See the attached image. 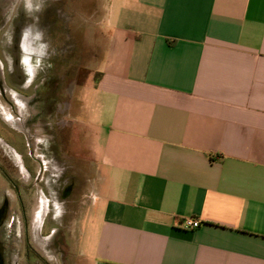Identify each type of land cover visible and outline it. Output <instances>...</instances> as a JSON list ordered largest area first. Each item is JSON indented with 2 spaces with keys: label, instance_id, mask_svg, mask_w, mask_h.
<instances>
[{
  "label": "crops",
  "instance_id": "obj_1",
  "mask_svg": "<svg viewBox=\"0 0 264 264\" xmlns=\"http://www.w3.org/2000/svg\"><path fill=\"white\" fill-rule=\"evenodd\" d=\"M100 1L82 264H264V0Z\"/></svg>",
  "mask_w": 264,
  "mask_h": 264
},
{
  "label": "flooded vegetation",
  "instance_id": "obj_2",
  "mask_svg": "<svg viewBox=\"0 0 264 264\" xmlns=\"http://www.w3.org/2000/svg\"><path fill=\"white\" fill-rule=\"evenodd\" d=\"M64 5L61 0H0V264H66L75 243L65 226L74 212L71 202L87 197L78 193V187L83 190L82 181L68 165L71 155L63 145L67 137L59 131L66 124L58 127L52 120L55 111L59 119H65L66 112L56 96L48 106L38 84L40 70L22 60L23 52L25 58L36 52L34 30L38 26H42V37L53 40ZM46 65L48 71L54 68L49 62ZM71 67L64 63L65 73H71ZM48 78L51 94H56L63 82ZM42 104L49 107L52 122L44 125L45 145L39 143Z\"/></svg>",
  "mask_w": 264,
  "mask_h": 264
},
{
  "label": "rangeland",
  "instance_id": "obj_3",
  "mask_svg": "<svg viewBox=\"0 0 264 264\" xmlns=\"http://www.w3.org/2000/svg\"><path fill=\"white\" fill-rule=\"evenodd\" d=\"M61 1L63 5L66 2V5H64V11H62V17L57 20L55 37L52 41L44 35L42 37V34H44L42 26H38V31L34 30V47L36 52L31 55V58H25L26 55L23 52L22 60L25 64L28 63L31 68L34 67L36 71L40 70L42 78H40L38 84L42 86L41 96H45L43 98L48 103V106L50 98L56 96V100L60 102L59 104L57 103L58 106L64 109L62 112H66L65 119H59L56 117L55 111V119L52 118V120L58 127L66 124L64 131L62 129H59V131L60 133L62 131L63 138L67 137L66 142L63 140V145L67 148V154L71 155V159H68V165L71 166L72 174L77 176L79 181H82L83 192L80 186L78 187V193L87 194L86 198L84 196L85 201L80 199L78 202H71L73 204L72 209H74L73 213L67 210L70 214L66 219L65 226L68 225L67 230L71 231L72 238H75V243L71 248L73 254L71 253V258L66 264H82L83 260L87 258L84 257L83 259L82 251L84 250L87 255L89 254V249L92 247V239L90 237L92 230L89 224L90 204L96 195L95 163L88 143L89 138L93 137L92 139L95 140V143L92 146L96 153L94 158L97 159L96 148L102 131L101 129L88 128L84 119L90 118L93 121L97 114L96 85L99 82L98 63L105 46L100 26L103 9L100 0ZM51 45H53L54 49ZM54 52L55 55H53ZM48 55H51L52 58H49ZM48 62L54 67L50 71L44 67V65L47 66ZM64 63L69 67L72 66L68 68L72 70L71 73H65ZM39 65L42 69H38ZM30 74L33 75V72ZM49 76H54L59 79V82H63L56 94H51L53 90L50 84L47 83L50 81ZM63 100H65L64 105L62 104ZM20 105L22 106V111H24L23 105ZM48 106L45 105L44 108L43 104L41 105V112L44 113L39 122V143L41 145L46 144L48 135L44 125L47 122H51L49 119L51 118V113L48 110ZM25 114L27 115V113ZM25 114H22L24 118H26ZM68 117L72 118L75 123L66 121ZM42 153L44 152H41L43 156ZM43 159L45 160L44 157ZM57 171H60L59 166L57 167ZM83 207L85 208L81 213L79 222H77V214ZM91 219L96 220V217L94 216Z\"/></svg>",
  "mask_w": 264,
  "mask_h": 264
},
{
  "label": "built area",
  "instance_id": "obj_4",
  "mask_svg": "<svg viewBox=\"0 0 264 264\" xmlns=\"http://www.w3.org/2000/svg\"><path fill=\"white\" fill-rule=\"evenodd\" d=\"M201 225L200 221L193 218H187L183 221V227L186 230H193L199 228Z\"/></svg>",
  "mask_w": 264,
  "mask_h": 264
}]
</instances>
